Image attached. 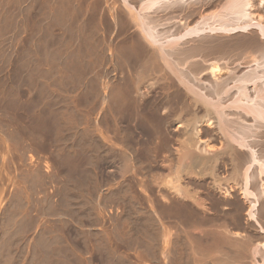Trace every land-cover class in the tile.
I'll return each instance as SVG.
<instances>
[{
    "label": "rangeland",
    "instance_id": "obj_1",
    "mask_svg": "<svg viewBox=\"0 0 264 264\" xmlns=\"http://www.w3.org/2000/svg\"><path fill=\"white\" fill-rule=\"evenodd\" d=\"M222 2L199 4L193 20ZM253 6L247 12L260 22L256 35L264 1ZM187 11L167 15L184 22ZM133 19L121 0H0V264H76L84 256L87 264H114L115 255V264H187L185 239L178 232L169 238L156 216L165 212L142 149L112 134L109 103L115 107L116 91L126 86L123 67L139 34ZM255 55L219 62L240 75ZM207 137L220 145L219 136ZM123 157L131 169L110 175L109 164ZM243 217L245 225L231 232L263 241Z\"/></svg>",
    "mask_w": 264,
    "mask_h": 264
},
{
    "label": "bare ground",
    "instance_id": "obj_2",
    "mask_svg": "<svg viewBox=\"0 0 264 264\" xmlns=\"http://www.w3.org/2000/svg\"><path fill=\"white\" fill-rule=\"evenodd\" d=\"M129 1L121 3L139 34L132 60L123 67L126 86L117 88L115 107L109 97L112 134L142 149L165 212L156 216L167 222L169 238L178 232L185 239L187 264H244L249 255L247 263L264 264V238L253 243L231 232L242 227L245 216L264 235V28L253 34L260 22L247 12L254 1L264 0H223L195 21L198 5L213 0L131 1L136 7ZM183 9L190 13L184 22L165 30L175 23L167 14ZM250 53L257 56L240 75L219 62ZM206 76L209 86L202 84ZM209 134L220 137L219 146L210 145L212 137L202 138ZM126 160L112 161L108 173L122 177L131 169Z\"/></svg>",
    "mask_w": 264,
    "mask_h": 264
},
{
    "label": "crops",
    "instance_id": "obj_3",
    "mask_svg": "<svg viewBox=\"0 0 264 264\" xmlns=\"http://www.w3.org/2000/svg\"><path fill=\"white\" fill-rule=\"evenodd\" d=\"M119 260H120V257L118 255H115L112 259V262H114L115 264V262L117 263ZM63 264H72V263H70L69 261H66V262L63 261ZM76 264H87L86 257L84 256V257L78 258Z\"/></svg>",
    "mask_w": 264,
    "mask_h": 264
},
{
    "label": "flooded vegetation",
    "instance_id": "obj_4",
    "mask_svg": "<svg viewBox=\"0 0 264 264\" xmlns=\"http://www.w3.org/2000/svg\"><path fill=\"white\" fill-rule=\"evenodd\" d=\"M253 225H254V224H253ZM254 226H255V225H254ZM263 227H264V225H263ZM253 235H254V234H251V235L249 236V239L255 242L256 240H254V239L252 238ZM257 235L260 236L261 234L257 232ZM261 236L264 237L263 235H261Z\"/></svg>",
    "mask_w": 264,
    "mask_h": 264
}]
</instances>
